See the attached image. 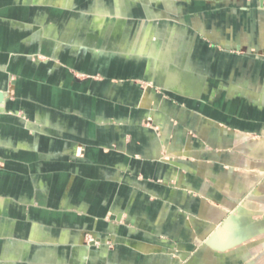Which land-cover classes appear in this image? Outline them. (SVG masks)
<instances>
[{"label":"crops","instance_id":"1","mask_svg":"<svg viewBox=\"0 0 264 264\" xmlns=\"http://www.w3.org/2000/svg\"><path fill=\"white\" fill-rule=\"evenodd\" d=\"M200 1L148 3L152 11L160 13L163 30L168 24L163 17H179L180 23L174 24L180 32L179 43L185 45L176 54L175 41L161 44L169 46L166 59L162 58L167 73L163 83V62L146 57L122 59L113 53L116 44L135 27V20L128 17L130 11L118 9L126 21L113 16L93 22L81 14L73 15L72 0H0V90L5 94L0 102V264H56L57 252L62 253L59 263L76 264L79 259L72 249L79 244L77 231H62L59 237L63 241L56 243L54 227L62 222L66 227H77V221L102 217L109 197L117 204L111 218L119 221V205L130 207L136 200L124 191L126 185L120 184L115 173L162 169L147 159L132 158V152H145L149 157L154 150L153 136L139 126L144 112L137 107V85L116 78L142 75L157 80L179 101L184 100L186 105L176 107V112L184 113L188 108L184 117L190 135L198 140L215 137V129L203 131L212 119L213 126L220 122L227 125H219L220 140L227 144L239 135L228 127L258 129L264 125V108L251 100L264 103V92L230 84L212 90H222V97L202 99L205 88L202 90L199 79H215L212 61L216 56L212 51L201 53L205 47L199 46L196 31L188 32L190 26L200 23L208 38L217 43L240 45L254 41L257 35L264 43V23L259 32L257 25H252V33L246 20L236 23L226 14V5ZM251 2L243 0L238 10L247 13ZM255 3L258 10L263 9L261 0ZM132 4L133 10L141 13L143 9ZM219 28L229 35L219 38ZM139 37L137 41L146 44V39ZM93 41L95 57L89 56ZM149 49L145 46L142 52L150 54ZM229 57L224 55L223 59ZM75 71L100 78L80 79ZM224 71H228L226 67ZM263 75L257 69L252 72L255 85ZM149 98L150 103L156 99L155 116L161 120L163 107L168 105L155 94ZM234 104L237 110L232 113ZM251 110L254 115L249 120ZM125 137L129 140L125 153L111 149L121 145ZM240 149L249 151L247 144ZM57 213H62V218ZM41 238L47 241L41 242ZM80 252V264H103L109 255L112 263L117 261L113 250L105 253L96 249L89 256Z\"/></svg>","mask_w":264,"mask_h":264},{"label":"rangeland","instance_id":"2","mask_svg":"<svg viewBox=\"0 0 264 264\" xmlns=\"http://www.w3.org/2000/svg\"><path fill=\"white\" fill-rule=\"evenodd\" d=\"M151 1L72 0V8L75 17L81 14L93 22L112 19L113 16L126 21V15L123 16L118 9L130 11L128 17L135 20V27L129 29L130 33L127 32L116 44L113 53L122 59L146 57L163 62L164 83L167 73L163 59L167 57L169 46L163 47L161 44L175 41L172 46L176 54L185 45L179 43L180 32L174 24L180 23L179 17H163L168 22L167 29L163 30L159 25L160 13L152 11L154 8L148 5ZM201 1L226 5V14L236 23L246 20L252 33V25H257L255 30L259 32L260 24L264 23V0H261L262 10L256 8L257 0H251L253 2L245 14L237 6L243 0ZM133 2L136 9H143L141 13L133 10ZM218 30L221 31L218 32L221 36L219 38L229 35L222 28ZM193 31L201 40L199 46L205 47L201 48V53L207 50L215 52L216 56L215 61H212L215 79L205 76L199 79L202 90L205 88V91H201L202 99L222 97V90L215 93L212 90L230 84L264 92V75L258 85H255L256 81L252 78V72L256 69L259 75L264 73V43L260 41L259 35L250 43L238 45L234 42H214L208 38L206 27L200 23L189 27L188 32ZM138 37L145 38L146 44L137 41ZM145 46L146 49L150 47V54L142 52ZM96 50L93 41L89 56L95 57ZM224 55L231 57L223 59ZM225 67L227 72L224 71ZM75 73L80 79L100 78L99 75L85 72ZM116 80L137 85V107L144 112L139 126L153 136L151 141L154 150H150L149 157L145 152H132V158L139 161L147 159L155 166L162 165V169H153L147 173L139 168L116 172L120 184L126 185L124 191L131 192L136 203L130 207L119 205L121 218L114 221L111 217L117 204L109 197L102 217L96 219L90 216L88 220L77 221V227H66L62 221L56 225L53 230L58 235L54 237L56 243L63 241V237H59L62 231H77L79 244L72 249L79 259L76 264L81 262L80 250L89 256L96 249L105 253L113 250L116 253L115 263L111 262L109 255V261L104 260L103 264H264V125L258 129L249 125L246 129L228 127L239 135L227 144L220 140L223 134L219 132V125H227L220 122L213 126L212 119L203 131L210 133L215 129L218 131L215 137L210 135L207 139L198 140L190 135L192 131L184 117L188 108L185 107L184 113L176 112V107L186 105L185 101H179L174 93L164 90V86L162 89L157 80L142 75ZM150 94L159 96L168 105L163 107L161 120L155 116V112L158 113L154 107L156 99L147 102ZM251 100L259 108H264V103ZM232 107V113H235V104ZM251 114L254 115L252 110L248 113L249 120ZM128 141L125 137L121 145L111 149L125 153ZM245 144L249 151L241 152L240 148ZM256 146L259 148L254 153L252 149ZM60 215L62 213L56 216L62 218ZM45 241L41 238V242ZM61 245L57 244L56 247ZM61 254L56 253V264H62L59 263Z\"/></svg>","mask_w":264,"mask_h":264},{"label":"water","instance_id":"3","mask_svg":"<svg viewBox=\"0 0 264 264\" xmlns=\"http://www.w3.org/2000/svg\"><path fill=\"white\" fill-rule=\"evenodd\" d=\"M5 94L0 90V102L4 100Z\"/></svg>","mask_w":264,"mask_h":264}]
</instances>
